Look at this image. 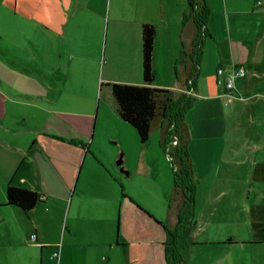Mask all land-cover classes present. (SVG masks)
Masks as SVG:
<instances>
[{"label": "crops", "instance_id": "1", "mask_svg": "<svg viewBox=\"0 0 264 264\" xmlns=\"http://www.w3.org/2000/svg\"><path fill=\"white\" fill-rule=\"evenodd\" d=\"M232 3L209 0L212 36L204 42L198 97H223L222 86L206 87L204 82H216L217 67L244 66L243 60L263 63L264 12L254 4L230 10ZM186 8L187 0H14L12 28L19 35L13 52L0 46V55L11 56L0 57V207L14 216L5 221L31 250L20 264H48L47 253L56 264L165 263V232L154 218L175 224L176 209L168 205L171 195L159 218L131 188L133 169L120 170L115 163L118 148L124 147L120 129L141 144L134 168L141 173L149 161L148 141L160 144L162 127L156 123L141 142L116 107L111 110L100 102L95 106L96 91L69 89L67 81L91 74L99 86L143 83L141 27L152 23L156 33L151 85L185 90L178 74H185L183 50L193 35L181 30ZM214 12L219 14L221 36L212 27ZM246 14H253L251 38L243 29ZM1 22L0 34L8 35V22ZM257 71L255 67L250 76L256 77ZM246 75L247 70L237 78ZM237 78L234 87L242 100ZM107 120L119 128L115 132L111 127L115 129L109 135L119 141L115 147L92 140L94 125L99 131ZM260 148L264 152V143ZM227 151L232 158L239 153L234 147ZM228 153L222 164L228 165ZM257 161L264 163V154ZM249 177L254 183V172ZM9 182L38 191L42 199L28 212L7 207ZM226 183L210 194L203 214L197 220L194 216L195 242L187 264H264L263 193L250 188L243 198L237 196L245 193L243 186L233 184L229 175Z\"/></svg>", "mask_w": 264, "mask_h": 264}, {"label": "rangeland", "instance_id": "2", "mask_svg": "<svg viewBox=\"0 0 264 264\" xmlns=\"http://www.w3.org/2000/svg\"><path fill=\"white\" fill-rule=\"evenodd\" d=\"M228 1L230 3L234 2L228 8L230 10H236L241 6L245 7L246 4L257 5V0ZM256 7V10L264 12V4ZM13 10L14 0H0V19L3 20L1 23L8 22L10 28L8 35L0 34V46L6 45V48L10 49L11 52H13L14 42L17 41L16 38L19 35L13 33ZM252 16L253 14H246L243 27L248 38L253 37L252 31H250L253 21ZM211 20L214 32L217 36H221L219 14L214 12ZM0 57L7 58L11 56L0 55ZM243 65L247 70V75L237 78L236 84L245 98L242 100L233 98L226 104L224 97L207 98L197 96L185 116L188 126V151L192 159L195 176L198 179L195 194L196 220L206 210L210 194L214 195L220 187L227 184L226 177L228 175L234 181L233 184L245 188V193H239L237 196L247 197L250 188L253 189L252 192L258 189L264 196V163L261 164L257 161V158H261L264 154L263 149L260 148V143H264V60L262 64L243 60ZM255 67L258 68V75L251 77L250 74ZM204 82L206 87H219L210 78L205 79ZM249 84H251L250 89L247 87ZM67 87L86 94L96 91L95 106L100 102L102 106H107L111 110L113 107L117 108L110 86L107 84L99 86V83H95L91 74H86L84 80L69 77ZM254 92L259 93L251 95ZM111 127H116V129ZM111 129H115V132H117L119 128L117 125L114 126L108 122L106 126L98 131L94 125L92 140L96 143L117 146L119 141L109 137ZM120 132L124 147L120 146L118 148L115 163L119 152L123 151V168L128 172L133 169V173L130 175L131 188L150 208L159 213V218H162L163 214L161 212L164 210V213L166 210L165 201L173 190V170L169 157L158 141L150 138L151 141L149 139L150 142L148 141L147 144L148 165L145 163L141 173L135 172L134 168L141 144L137 141L134 142L132 137L123 129H120ZM229 147L230 149L234 147L239 152L233 158L227 151ZM227 153L230 157L227 159L229 160L228 165H225L221 162L226 159ZM236 158L243 160V162L236 164ZM251 172H254L256 178L254 183L250 181ZM10 206L7 205V207ZM6 209L0 207V224L5 228V231L1 232L2 227L0 226V264H20L23 258L30 256L31 250L27 246L21 245L22 243L13 233L9 223L5 221V219L12 220L14 218ZM149 220L152 226L159 228L153 220ZM50 256L47 253L46 261L48 264H56V261L51 259Z\"/></svg>", "mask_w": 264, "mask_h": 264}, {"label": "trees", "instance_id": "3", "mask_svg": "<svg viewBox=\"0 0 264 264\" xmlns=\"http://www.w3.org/2000/svg\"><path fill=\"white\" fill-rule=\"evenodd\" d=\"M211 12L209 0H187V8L181 21L182 32L191 30L193 35L189 48L183 50L185 74L183 77L178 74V77L185 89L192 90L191 93L151 85L154 80L152 58L156 33L152 23H143L141 27L144 82L108 83L118 114L136 129L141 142L149 138L156 123L163 129L160 145L169 156L173 170V190L168 205L176 209V222L172 226L153 217L165 232L164 264H187L189 248L195 242L193 231L196 228L194 216L198 179L188 151V126L185 116L197 98L196 79L204 42L207 37L212 36L208 28ZM173 135L178 137V143L168 148ZM5 193L6 204L16 205L24 212L30 211L42 199V194L38 191L11 182L7 184Z\"/></svg>", "mask_w": 264, "mask_h": 264}, {"label": "built area", "instance_id": "4", "mask_svg": "<svg viewBox=\"0 0 264 264\" xmlns=\"http://www.w3.org/2000/svg\"><path fill=\"white\" fill-rule=\"evenodd\" d=\"M263 0H257L256 4L261 5L263 4ZM246 72V68L244 66H236L231 69H226L223 66H219L216 69V83L218 85L223 86V97L226 99L225 103L227 104L230 102L233 98H241L240 95L235 90L234 87V81L238 76H243ZM190 82V81H189ZM188 93H191L192 90H186ZM178 143V137L176 135H173L172 139L170 140V144L168 145V148H170L171 145H175ZM169 157V156H168ZM59 252L54 251L53 256L58 257Z\"/></svg>", "mask_w": 264, "mask_h": 264}, {"label": "water", "instance_id": "5", "mask_svg": "<svg viewBox=\"0 0 264 264\" xmlns=\"http://www.w3.org/2000/svg\"><path fill=\"white\" fill-rule=\"evenodd\" d=\"M122 163H123V151H120L116 159V164L121 166V170H123Z\"/></svg>", "mask_w": 264, "mask_h": 264}]
</instances>
